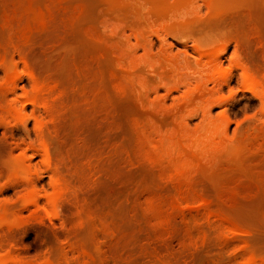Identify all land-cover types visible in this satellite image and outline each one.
I'll use <instances>...</instances> for the list:
<instances>
[{
    "label": "rangeland",
    "instance_id": "rangeland-1",
    "mask_svg": "<svg viewBox=\"0 0 264 264\" xmlns=\"http://www.w3.org/2000/svg\"><path fill=\"white\" fill-rule=\"evenodd\" d=\"M47 1L0 0V43L17 44L0 60V264H264V93L243 77L264 80L263 0H50L53 18L15 37L5 13ZM37 80L53 112L29 103Z\"/></svg>",
    "mask_w": 264,
    "mask_h": 264
},
{
    "label": "bare ground",
    "instance_id": "bare-ground-1",
    "mask_svg": "<svg viewBox=\"0 0 264 264\" xmlns=\"http://www.w3.org/2000/svg\"><path fill=\"white\" fill-rule=\"evenodd\" d=\"M51 1H53V0H51ZM134 1H135V0H134ZM142 1H143V0H142ZM148 1H149V0H148ZM150 1H151V2H150L151 4H153V2H155V3L157 4V6H158V5H159V6H163V8H164L165 6H166V7L169 6V4H170V2H169L170 0H150ZM178 1H183V0H178ZM192 1H193V0H192ZM222 1H223V3H224L226 0H209V1H208V2H209V5H210V6H209V7H210L209 9H211V7H212V9H211L212 11H211L210 13H213V14H214V12L218 13L219 11H221L220 8H222L223 6L220 7V8H219V6L222 5V4H221ZM241 1L243 2V1H245V0H241ZM248 1H249V0H248ZM248 1H247V2H248ZM6 2H7V1H6ZM6 2H5V3H6ZM47 2H48V4H45V5H47V6H46V7L44 6L45 9L42 10V9H43V8H42L41 11H39L40 8H39V10L34 8V11H33V9L31 8V5L28 7V5H26V3H25V5L22 3L24 6L21 4V5H19V6H21V7H19L18 5L15 4L16 7H14V10H13V11H12V9H11V10L9 11L10 13H9V12L5 13L6 16H8L7 20H5V22H6L5 24L8 25L7 27H9L10 25L13 26V28H14V26H17V29H18V30L16 29V31H18V32H16V33H18V35L16 34V36H15V35H13V36H15V37L18 38L19 35H22V36H24V35L26 36V35H28V34L31 35L32 32H34L35 30H37V28L40 27V26H39V27H37V28L35 29V26H36V25L38 26L39 23H40V24H44V23L47 21V19L50 21L49 18L52 17V16H54L53 13H52V12H53L52 10H54V8H53L54 5H52V4H54V3H53V2L51 3L50 0H48ZM139 2H140V1H139ZM144 2H145V1H144ZM187 2H188V1H187ZM245 2H246V1H245ZM263 2H264V0H263ZM20 3H21V2H20ZM45 3H46V2H45ZM146 3H148V2L146 1ZM239 3H240V2H239ZM243 3H244V2H243ZM252 3H253V2H252ZM252 3H251V4H252ZM27 4H28V3H27ZM224 4H225V3H224ZM224 4H223V5H224ZM227 4H228V3H227ZM251 4H250V5H251ZM51 5H52L53 7H52ZM146 5H147V4H146ZM172 5H173V3H172ZM225 5H226V4H225ZM247 5H249V4H247ZM26 6H27L28 8H27ZM149 6H150V5H148V7H149ZM153 6H154V5H153ZM155 6H156V5H155ZM155 6H154V7H155ZM170 6H171V5H170ZM170 6H169V7H170ZM228 6H229V5H228ZM252 6H255V5H252ZM25 7H26V8H25ZM229 7H230V6H229ZM159 8H160V7H159ZM213 8H215V9H219V11L217 10V11H218V12H217V11H215V9H214V12H213ZM165 9H167V8H165ZM170 9H171V8H170ZM254 9H255V8H254ZM36 10H37V11H36ZM161 10H164V9H161ZM246 10H247V9H246ZM248 10H249V9H248ZM263 10H264V9H263ZM11 11H12V12H11ZM249 11H250V10H249ZM251 11H252V10H251ZM5 12H6V11H5ZM162 12H165V11H162ZM222 12H223V10H222ZM222 12H221V13H222ZM8 13H9V14H8ZM54 13H55V12H54ZM167 13H168V12H167ZM255 13H256V12H255ZM5 14H4V15H5ZM4 15H3V16H4ZM215 15L219 17V15H217V14H215ZM220 16H221V15H220ZM252 16H253V15H252ZM255 16H256V15H255ZM55 17H56V16H55ZM221 17H222V16H221ZM3 18H4V17H3ZM3 18H2V19H3ZM52 18H53V17H52ZM251 18H252V17H251ZM4 19H5V18H4ZM52 20H53V19H52ZM3 21H4V20H2V23H3ZM35 21L38 22V23H36ZM249 21H250V20H249ZM33 22H35L36 24L33 23ZM7 23H9V24H7ZM46 23H47V22H46ZM49 24H50V23H49ZM49 24H48V25H49ZM6 25H4V26L2 25V27L6 29V28H7V27H5ZM34 25H35V26H34ZM56 25H57V23H56ZM61 25H62V24H61ZM61 25H59V26H61ZM11 26H10V27H11ZM43 26H44V25H43ZM256 26H257V25H256ZM10 27H9V28H10ZM33 27H34V30H33ZM9 28H8V30H7L8 32H9V30L11 29V28H10V29H9ZM15 28H16V27H15ZM57 28H58V27H57ZM60 28H61V27H60ZM63 28H64V26H63ZM258 28H259V27H258ZM40 29H41V27H40ZM45 29H46V27H45ZM67 29H68V28H67ZM69 29H70V28H69ZM256 29H257V28H256ZM32 30H33V31H32ZM43 30H44V29H43ZM7 31H6V32H7ZM10 31H11V32H12V31L14 32V30H12V29H11ZM39 31L41 32V30H39ZM61 31H63V30L61 29ZM11 32H9V34H11ZM13 32H12V34H13ZM36 32H38V30H37ZM64 32H65V31H64ZM64 32H63V33H64ZM65 33H66V32H65ZM43 34H44V33H43ZM5 36H7V35H5ZM8 36H9V35H8ZM13 36H11V37L13 38ZM0 37H1V36H0ZM29 37H30V36H29ZM41 37H42V35H41ZM48 37H49V36H48ZM7 38H8V37H7ZM9 38H10V36H9ZM20 38H21V37H20ZM15 39H16V38H15ZM28 39H30V38H28ZM50 39H51V38H50ZM6 40H7V39H6ZM8 40H9V41H8ZM8 40H7V43H8V42L10 43V42H11V41H10L11 39H8ZM18 40H19V39H18ZM20 40H21V39H20ZM25 40H26V39H25ZM4 41H5V39H4ZM12 41H13V40H12ZM16 41H17V39H16ZM22 41H23V40H21V43H22ZM13 42H14V41H13ZM35 42H36V41H35ZM2 43H3V42L0 43V60H1V62H3L2 60H4V59H5V61H6V54H7V52H6V51H3V50H5V48L7 49L8 46H9V43L5 45V43H6V42H5V43H4L5 46H4ZM11 43H12V42H11ZM26 43H29V42H26ZM1 44H2V45H1ZM19 44H20V43H19ZM44 44H45V43H44ZM7 45H8V46H7ZM11 45H12V46H11ZM16 45H17V44H14V46H16ZM22 45H23V44H22ZM24 45H26V44H24ZM24 45H23V46H24ZM39 45H40V44H39ZM42 45H43V44H42ZM10 46H11V47H14V46H13V43L10 44ZM2 47H3L4 49H2ZM8 50H9V48H8ZM8 50H7V51H8ZM11 50H12V48H11ZM5 52H6V53H5ZM33 54H34V52H33ZM35 54H36V53H35ZM38 54H39V53H38ZM47 54H48V53H47ZM220 54H221V52H220ZM23 56H24V55H23ZM70 56H71V55H70ZM38 57H39V56H38ZM40 57H42V56H40ZM9 58H10V57H9ZM25 58H26V57H25ZM204 58H205V57H204ZM204 60H205V59H204ZM215 60H216V59H214V61H215ZM21 61L24 62L22 59H21ZM74 61H76V60H74ZM205 61H206V60H205ZM207 61H208V60H207ZM210 61H211V60H210ZM1 62H0V63H1ZM27 62H28V60H27ZM61 63H62V62H61ZM3 64H4V63H3ZM3 64H2V65H3ZM64 65H65V64H64ZM77 65H78V64H77ZM208 65H209V64H208ZM214 65H215V64H214ZM68 66H69V65H68ZM78 66L80 67V65H78ZM72 67H73V66H72ZM74 67H75V65H74ZM79 67H75V68H78V69H75V71L77 70V71L81 72V69H80L81 67H80V68H79ZM83 67H84V66H83ZM212 67H213V66H212ZM214 67H215V66H214ZM79 69H80V70H79ZM68 70H69V69H68ZM215 70H216V69H215ZM217 70H218V69H217ZM217 70H216V71H217ZM243 70H244V69H243ZM77 71H76V73H77ZM68 72H69V71H68ZM79 72H78V74H79ZM85 72H86V71H85ZM81 73H82V72H81ZM11 74H13V73H11ZM83 74H84V73H83ZM11 76H13V75H11ZM11 76H10L9 79H16L14 76H13V78H12ZM118 76H119V75H118ZM124 76H125V75H124ZM124 76H123V77H124ZM115 77H116V76H115ZM243 77H244V79H245L246 81H248L249 84H251L256 90L259 89L262 93H264V80H263L262 78H260V79H262V80H259V79H257V77H256L255 75L253 76V74H250V73H248V72H246V71L243 72ZM70 78H71V77H70ZM258 78H259V77H258ZM36 79H37V78H36ZM116 79H117V78H116ZM117 80H118V79H117ZM38 81H40V80H37V82H38ZM122 81H123V80H122ZM15 82H16V80H15ZM15 82H14V83H15ZM43 82H44V81H43ZM43 82L41 81V83H40V82L36 83V88H37V92H38L37 96H35V97L33 96V99H31V98H29V99L26 98V102H27L28 100L31 99V100L29 101V103L32 104V103L39 102L40 105L42 104L43 107H46L47 109H50V110L53 112L54 109H53V110L51 109V108L53 107V106H51V102H52V100L49 101L50 98H51V93H52V92L50 91L51 88L48 86V84H49V85H51V84H50V82L47 83V81H45L46 84H44L45 82H44V83H43ZM8 83H10V82H8ZM12 84H13V82H12L11 84H9L8 86H9V87H10V86L12 87V86H13ZM14 85H16V84H14ZM52 85H53V84H52ZM12 88H13V87H12ZM13 89H14V88H13ZM10 90H11V89H10ZM48 90H49V92H51L50 94L47 93ZM76 90H77V89H76ZM52 91L54 92L53 94H55V90L53 89ZM79 91H83V90H79ZM260 91H259V92H260ZM8 92H9V91H8ZM192 92H193V91H192ZM43 93H44V94H48L49 97L47 96V99L44 98L43 95H42ZM193 93H194V92H193ZM82 94H83V93L81 92V95H82ZM261 95H262V94H261ZM30 96H31V95H30ZM78 96L80 97V95H78ZM83 96H84V95H83ZM190 96H192V95H188V98H189ZM53 97H54V95H53ZM203 97H204V96H203ZM203 97H202V98H203ZM262 97H263V95H262ZM191 98H192V97H191ZM48 99H49V100H48ZM51 99H52V98H51ZM46 100H48V101H47L48 103L46 102ZM80 101H81V100H80ZM80 101H78L79 104H77V105H75L77 102L74 103V105L78 107V111H77V110H76V111L79 113V114L77 113L78 116L80 117V118L78 119L79 121L82 120V119H84V118H82V117H85V116H82V115H85V114L88 115V114H90L89 109H84L86 106H85L84 108H81V106H80V107L78 106V105H82V104H80V103H83V102H80ZM190 101H191V100H190ZM190 101H189V102H190ZM17 103H18V102H17ZM49 103H50V104H49ZM186 103H188V102H186ZM0 104H1V103H0ZM38 105H39V104H38ZM74 105H73V108H74V111H75V109H77V108L74 107ZM84 105H86V104H84ZM0 106H1V105H0ZM88 106H89V105H88ZM1 107H2V106H1ZM6 107H7V105L5 106V108H6ZM82 107H83V106H82ZM3 108H4V107H3ZM53 108H54V107H53ZM88 108H89V107H88ZM17 109H18V108H17ZM82 109H83V110H82ZM90 109H91V108H90ZM87 110H88V111H87ZM0 111H1L0 113L2 114V110H0ZM4 111H5V110H3V112H4ZM82 111H83V112H82ZM85 111H86L87 113H86ZM84 112H85V114H84ZM88 112H89V113H88ZM74 113H75V112H74ZM3 114H4V113H3ZM8 114H10V113H8ZM11 114H12V113H11ZM4 115H5V117H8V116H6V115H7V112H6V114H4ZM88 116H89V115H88ZM90 116H91V115H90ZM86 117H87V116H86ZM91 117H93V116H91ZM91 117H90V118H91ZM2 118L4 119V117H2V115H0V119H2ZM77 118H78V117H77ZM81 118H82V119H81ZM85 119H86V118H85ZM87 119L90 121L89 117H87ZM5 120H6V119H5ZM78 120L76 119L77 122H79ZM1 121H2V120H1ZM85 121H86V120H85ZM92 121H93V120H92ZM90 122H91V121H90ZM38 123H39V121H38ZM38 123H37V130H38V128L41 129V128H40L41 126H39ZM81 123H82V122H81ZM222 123H223V122H222ZM40 124H41V123H40ZM78 124H79V123H77L76 126H77ZM223 124H224V123H223ZM225 124H226V123H225ZM225 124H224V125H225ZM137 125H138V124H137ZM181 125H182V124H181ZM221 125H222V124H221ZM74 127H75V126H74ZM225 127H227V126H225ZM80 128H81V126H80ZM80 128H79V130H80ZM180 128H181V127H180ZM222 128H224L223 125H222ZM43 129H44V128H43ZM181 129H182V128H181ZM186 129H187V128H186ZM224 129H225V130H223V131H226V128H224ZM79 130H78V131H79ZM81 130H82V129H81ZM141 130H142V128H141ZM179 130H180V129H179ZM38 131H40V130H38ZM76 131H77V130H76ZM78 131H77V132H78ZM218 131H220V132H219V135H221V133H223V131L221 132L220 126H219V130H218ZM218 131H217V132H218ZM79 132H80V131H79ZM79 132H78V133H79ZM178 132H179V131H178ZM141 134H142V133H141ZM180 134H181V133H180ZM225 134H226V132H225ZM181 135L183 136L184 134H181ZM181 135H180V136H181ZM197 135H198V134H197ZM222 135H224V133H223ZM42 136H44V135H42ZM142 136H143V135H142ZM175 136H176V135H175ZM190 136H191V135H190ZM171 137H173V134H172ZM178 137H179V134H178ZM183 137H184V136H183ZM185 137H186V136H185ZM185 137H184V138H185ZM187 137H188V136H187ZM198 137H200V135H199ZM143 138H144V137H143ZM175 138H176V137H175ZM168 139H170V138H168ZM197 139L199 140L200 138H197ZM160 140H161V139H160ZM189 140H190V139H189ZM192 140H193V139H192ZM192 140H191V141H192ZM161 141H162V140H161ZM161 141H159L158 143H161ZM165 141H167V139H165ZM168 141H169V142H170V141L172 142V139H170V140H168ZM177 141H178V140H177ZM181 141H182V140H181ZM195 141H197V140L195 139L194 142H195ZM200 141H201V140H200ZM200 141H199V143H200ZM206 141H207V139H206ZM206 141H205V142H206ZM147 142H148V141H147ZM151 142H152V141H151ZM163 142H164V141H163ZM163 142H162V143H163ZM175 142H176V140H175ZM179 142H180V141H179ZM179 142H178V143H179ZM201 142H202V141H201ZM156 143H157V141H156ZM164 143H165V142H164ZM166 143L168 144V142H166ZM166 143H165V145H166ZM262 143H263V145H261V147L259 146V147H260V148H259V151L261 150V152H264V142H262ZM148 144H149V142H148ZM172 144H174V143H172ZM186 144H187V143H186ZM193 144H195V143H193ZM205 144H206V143H205ZM205 144H204V145H205ZM41 145H42V144H41ZM149 145H150V144H149ZM180 145H181V144H180ZM180 145H179V146H180ZM191 145H192V144H191ZM200 145H201V144H200ZM204 145H202V147H204ZM208 145H209V144H208ZM43 146H44V145H43ZM81 146H82V145H81ZM153 146H154V144H153ZM161 146H163V144H162ZM161 146H160V147H161ZM176 146H177V144H176ZM176 146H175V147H176ZM183 146H184V145H183ZM197 146H198V143H197ZM239 146H241V145H239ZM76 147H77V146H76ZM154 147H155V146H154ZM166 147H167V145H166ZM189 147H190V146H189ZM195 147H196V146H195ZM195 147L193 146V148H195ZM198 147H199V149H201V146H198ZM241 147H242V146H241ZM147 148H148V147H147ZM151 148H152V147H151ZM156 148H159V145H158V144H157V147H155V150H157ZM161 148L163 149V147H161ZM161 148H159V149L162 150ZM171 148L173 149V147H171ZM176 148H177V147H176ZM180 148L182 149V147H180ZM184 148H185V146H184ZM208 148H209V146H207V149H208ZM233 148H234V147H233ZM236 148H238V146H236L234 149H236ZM244 148H245V146L242 147L243 150H244ZM246 148H247V147H246ZM246 148H245V150H248V149H246ZM79 149H81V148H79ZM177 149H179V148H177ZM177 149H176V150H177ZM181 149H180V150H181ZM239 149H240V147H239ZM239 149H237L236 151H238ZM75 150H76V149H75ZM87 150H88V149H87ZM148 150H150V148H149ZM160 150H159V151H160ZM188 150H189V148H188ZM191 150H193V149L191 148ZM195 150H196V149H195ZM203 150H204V149H203ZM203 150H202V151H203ZM205 150H206V149H205ZM243 150H242V152H244ZM164 151H165V150H164ZM173 151H175V150H173ZM197 151H198V148H197ZM202 151H198V153H200V152H202ZM250 151H251V150H250ZM77 152H78V151H77ZM149 152L151 153V150H150ZM153 152H154V151H153ZM153 152H152V154H153ZM156 152H157V151H156ZM156 152H154V153H156ZM179 152H183V150H182V151H179ZM179 152H178V153H179ZM234 152H235V151L233 150V153H234ZM238 152H239L240 154H242L240 151H238ZM252 152H253V151H252ZM252 152H251V153H252ZM163 153H164V152H163ZM175 153H176V151H175ZM203 153H204V152H203ZM235 153H236V152H235ZM157 154H159V153H157ZM157 154H156V157H157V156L159 157V155H157ZM160 154H162V152H161ZM165 154H166V153H165ZM167 154H169L168 150H167ZM181 154H182V153H181ZM200 154H201V153H200ZM200 154H198V155H199L198 157H200ZM244 154H247L246 151L244 152ZM177 155H178V156H176V157H179L180 153L177 154ZM183 155H184V154H183ZM196 155H197V154H196ZM242 155H243V154H242ZM154 156H155V155H154ZM160 156H161V155H160ZM164 156H165V155H164ZM170 156H171V155H170ZM187 156H188V155H187ZM187 156H185V157H187ZM231 156H233V155H231ZM237 156H238V155H237ZM237 156H235V158H236ZM41 157H42L45 161H47V159L49 158V157L47 156V153H46V150H45V149H44L43 154H41ZM181 157L184 158L183 161H185V162H183L182 160H180V161H179V160H175V161H174V159H173V162H172L173 164H171V166H173V168H174V169H172V172H174V170H175V172H174L175 174H174V175H175V176L177 175L176 178L179 177L180 179H184V176H182V174L188 173V172H186V171H187V170H190L189 168L191 167V165H190V163H189V167L187 166L188 168H185L186 164L189 162L188 158H191V159H192V158H194V157H191V156L189 155V156L186 158L187 160H185V157H184V156H181ZM201 157H202V154H201ZM238 157H239V156H238ZM241 157H242V156H241ZM245 157H246V156H245ZM245 157L243 156V159H244V160H246ZM252 157H253V154H252ZM119 158H120V157H119ZM119 158H118V159H119ZM246 158H247V157H246ZM239 159H241V158H239ZM239 159H238V161H239ZM170 160H171V159H170ZM192 160H193V159H192ZM195 160H196V159H194L193 161H195ZM236 160H237V159H236ZM45 161H44V162H45ZM193 161H192V162L190 161V162H191V163H194ZM231 161H232V160H231ZM234 161H235V160H234ZM121 162H122V161H121ZM123 162H124V161H123ZM168 162H169V161H168ZM186 162H187V163H186ZM242 162H244V161H242ZM245 162H246V161H245ZM250 162H251V160H250ZM253 162H254V161H253ZM45 163H46V162H45ZM182 163H183V164H182ZM195 163H198V161H197V162L195 161ZM195 163H194V165L196 166ZM234 163H235V162H234ZM239 163H240V162H239ZM251 163H252V162H251ZM46 164H47V163H46ZM184 164H185V166L182 167ZM243 164H244V163H243ZM116 165H117V164H116ZM194 165H193V167H195ZM198 165H199V163L197 164V167H198ZM86 166H87V165H86ZM88 166H90V165H88ZM237 166H238V164H237ZM118 167H120L119 164H118ZM193 167H192V168H193ZM77 168L80 169V168H82V167L80 166V168H79V167H77ZM84 168H85V166H84ZM87 168H88V167H87ZM108 168H109V166H108ZM123 168H124V167H123ZM170 168H171V167H170ZM183 168H184L183 171H185V169H187V170H186L185 172H182L181 169H183ZM238 169H239V167H238ZM111 170H113V169H111ZM248 170H249V167H248ZM76 171H77V170H76ZM192 171H193V170H192ZM246 171H247V170H246ZM20 172H21V171H20ZM79 172H80V171H79ZM81 172H82V171H81ZM237 172H238V171H237V169H236V173H237ZM241 172H242V171H241ZM23 173H24V172H22V174H23ZM84 173H85V172H84ZM118 173H119V172H118ZM181 173H182V174H181ZM245 173H246V172H245ZM19 174H21V173H19ZM22 174H21V175H22ZM82 174H83V173H82ZM82 174H81V175H82ZM238 174H239V173H238ZM241 174H242V173H241ZM24 175H25V174H23V176H24ZM26 175H27V174H26ZM26 175H25V176H26ZM185 175H187V174H185ZM25 176H24V178H25ZM222 176H223V173H222ZM222 176L220 175V178H222ZM234 176H235V174H234ZM181 177H183V178H181ZM185 177H189V176L187 175V176H185ZM190 177H191V175H190ZM190 177H189V178H190ZM224 177H225V176H224ZM179 178H178V179H179ZM228 178H230V177H228ZM228 178L226 177V179H228ZM249 178H250V177H249ZM180 179H179V180H180ZM242 179H244V178H242ZM53 180H54V179H53ZM55 180H57V179H55ZM222 180H224V179H222ZM239 180H240V178H239ZM180 181H181V180H180ZM182 181H183V180H182ZM192 182H193V181H192ZM242 182H243V181H242ZM60 183H61V182H60L59 179H58V180L56 181V188H55V190H54V188H53V192L55 191V196H56V197H57V195L60 196V194L63 193V192H64L63 194L66 193V194L68 195V192H67V191H69V190L66 189V188H68L67 185L64 184V183L62 182L61 184H64V186H63V185H61ZM188 183L193 184V183H191V182H187L185 185H184V183H182V186L179 188V191L181 192V194L183 193V195H184L185 192L188 191V190L190 189L189 186H191V185L188 186V185H187ZM223 183H224V181H223ZM248 183H249V182H248ZM65 185H66V186H65ZM180 185H181V184H180ZM234 185H235V184H234ZM62 186H63V187H62ZM187 186H188L189 188H188ZM54 187H55V186H54ZM64 188H65V189H64ZM192 188H193V187H192ZM69 189H71V188H69ZM187 189H188V190H187ZM194 189H195V188H194ZM63 190H67V191H63ZM192 190H193V189H192ZM192 190H191V192H193ZM62 191H63V192H62ZM189 191H190V190H189ZM189 191L187 192V195H188V196H190V195H189V194H190ZM69 192H70V191H69ZM196 192L198 193V191H196ZM188 193H189V194H188ZM193 193H195V192H193ZM201 193H202V192H201ZM69 194H70V193H69ZM193 195H194V194H193ZM199 195H200V194H199ZM52 196H53V195H52ZM55 196H54V197H55ZM61 196H62V195H61ZM179 196H180V195H179ZM184 196H185V195H184ZM195 196L197 197V195H195ZM163 197H164V196H163ZM170 197H171V196H169V198H170ZM181 197H182V196H181ZM190 197L192 198V196H190ZM196 197H195V198H196ZM31 198H32L33 203H35V199H34V197H31ZM59 198L61 199V197H59ZM62 198H63V197H62ZM157 198H158V197H157ZM183 198H184V197H183ZM185 198H186V196H185ZM185 198H184V200H185ZM191 198H190V199H191ZM193 198H194V197H193ZM162 199H163V198H162ZM166 199H167V198H166ZM175 199H176V198H175ZM188 199H189V198H188ZM190 199H189V203H190ZM176 200H177V199H176ZM192 200H193V199H192ZM192 200H191V202H192ZM194 200H195V199H194ZM197 200H198V199H197ZM204 200H206V199H204ZM57 201H58V200H57ZM156 201H157V200H155V203H156ZM170 201H171V200H170ZM206 201H207V200H206ZM58 202H59V201H58ZM158 202H159V201H158ZM182 202L184 203V201H181V203H182ZM187 202H188V200L186 199V203H187ZM196 202H197V201H196ZM208 202H209V201H208ZM162 203H163V202H162ZM162 203H161L160 205H162ZM164 203H165V202H164ZM189 203H187V204H189ZM192 203H193V202H192ZM200 203H202V202H200ZM203 203H204V202H203ZM203 203H202V204H203ZM57 204H58V203L55 204V200H54V198H50V199H49V197H48L47 203H46V205H45L46 208H43V209H44V213H45V215H46V216H50V215L53 216L54 214H56V213H57V210H56V209L58 208V207H57ZM166 204H168V203L166 202ZM174 204H175V203H174ZM179 204H180V202H179ZM184 204H185V203H184ZM193 204H194V203H193ZM36 205H37V204H36ZM55 205H56V206H55ZM59 205H60V204H59ZM156 205H157V204H156ZM208 205H210V203H209ZM208 205H207V206H208ZM221 205H222V204H221ZM162 206H164V205H162ZM56 207H57V208H56ZM157 207H158V206H157ZM160 207H161V206H160ZM165 207H166V206H165ZM202 207L206 209V205H205V206H202ZM208 207H209V206H208ZM212 207H213V206H212ZM212 207H211V208H212ZM41 208H42V207H41ZM217 208H218V207H217ZM39 209H40V208H39ZM58 209H59V208H58ZM154 209H155V208H154ZM169 209H170V207H169ZM171 209H172V208H171ZM218 209H219V208H218ZM0 210H1V209H0ZM172 210H173V209H172ZM174 210H175V208H174ZM174 210H173V211H174ZM206 210H208V208H207ZM1 211H2V210H1ZM1 211H0V212H1ZM5 211H6V209H5ZM35 211H36V210H35ZM38 211H39V213H40L41 210H38ZM55 211H56V212H55ZM166 211H167V210H166ZM209 211H210V210H209ZM220 211H221V210H220ZM220 211H219V212H220ZM7 212H8V211H7ZM133 212H134V211H133ZM133 212H132V213H133ZM169 212H170V211H169ZM44 213H42V214L44 215ZM206 213H207V212H206ZM6 214H7V215H6ZM9 214H10L9 212H8V213L3 212V213L1 214V218H2L3 222L8 220L7 216H8ZM134 214H135V212H134ZM35 215H36V214H35ZM38 215H39V214H38ZM38 215H37V216H38ZM43 215H42V216H43ZM165 215H166V214H165ZM37 216H36V217H37ZM167 216H168V215H167ZM8 217H9V216H8ZM38 217H39V216H38ZM134 217H135V216H134ZM41 218H42V217H41ZM9 219H10V218H9ZM134 219H135V218H134ZM166 219H167V218H166ZM166 219H165V220H166ZM169 219H170V217H169ZM170 220H171V219H170ZM125 221H126V220H125ZM162 221H163V220H162ZM166 223H167V221H166ZM0 226H1V225H0ZM140 229H141V228H140ZM138 233H139V232H138ZM133 234H134V233H133ZM133 238H134V237H133ZM136 240H137V239H136ZM14 257H15V256H14ZM14 260H15V259H14ZM16 261H17V260H16ZM0 263H1V262H0ZM20 263H21V262H20ZM9 264H10V263H9ZM18 264H19V263H18ZM21 264H22V263H21Z\"/></svg>",
    "mask_w": 264,
    "mask_h": 264
}]
</instances>
